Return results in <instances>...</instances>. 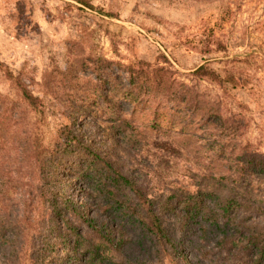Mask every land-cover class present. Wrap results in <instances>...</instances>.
<instances>
[{
	"label": "rangeland",
	"instance_id": "obj_1",
	"mask_svg": "<svg viewBox=\"0 0 264 264\" xmlns=\"http://www.w3.org/2000/svg\"><path fill=\"white\" fill-rule=\"evenodd\" d=\"M82 1L93 7L80 0H0V221L12 223L22 240L15 256L0 254L2 264H32L30 245L47 222L48 209L35 197L38 176L30 150L36 137L50 145L71 112L83 117L85 130L105 140L104 154L149 194H166L174 182L193 190L202 187L201 176L221 171L201 139L160 136L153 145L147 135L131 148L106 138L88 113L96 80L82 70L85 57L167 67L205 100L219 104L223 118L234 125L237 145L264 155V0ZM201 64L216 79L193 74ZM16 79L34 102L20 95ZM93 113L105 116L99 108ZM144 113L134 118L139 130L149 118ZM254 186L255 196H264L262 183ZM256 223L264 225V218ZM201 228L193 221L176 234L178 250L194 264H218L222 230L209 225L202 239ZM126 233L129 256L184 264L167 255L157 258L132 224H126Z\"/></svg>",
	"mask_w": 264,
	"mask_h": 264
},
{
	"label": "trees",
	"instance_id": "obj_2",
	"mask_svg": "<svg viewBox=\"0 0 264 264\" xmlns=\"http://www.w3.org/2000/svg\"><path fill=\"white\" fill-rule=\"evenodd\" d=\"M81 66L96 80L88 113L103 126L106 138L131 148L147 135L153 145L160 136L201 139L222 167L216 175L201 176L202 187L192 190L174 182L166 194H149L104 154L105 140L84 129L83 117L69 113L50 145L36 137L30 150L38 176L35 197L48 209L47 222L30 245L32 264H151L149 258L127 254L126 224L139 230L157 258L167 255L194 264L176 240L193 221L200 222L202 239L209 225L222 230L218 264H264V225L256 223L264 218V196L254 194L256 181L264 186V155L235 143L234 125L223 118L219 104L205 100L164 66L101 56L85 57ZM192 73L216 79L204 64ZM15 84L25 100L34 102L19 79ZM97 108L105 116L93 115ZM140 111L149 117L144 130L134 120ZM3 175L0 168V186ZM205 180L210 183L203 185ZM9 224L0 221L4 257L22 247L21 231H12Z\"/></svg>",
	"mask_w": 264,
	"mask_h": 264
}]
</instances>
